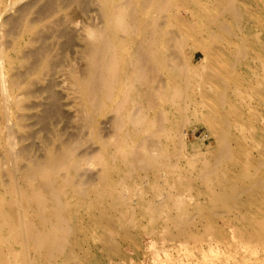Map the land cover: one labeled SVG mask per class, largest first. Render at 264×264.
Returning a JSON list of instances; mask_svg holds the SVG:
<instances>
[{
	"label": "bare ground",
	"instance_id": "1",
	"mask_svg": "<svg viewBox=\"0 0 264 264\" xmlns=\"http://www.w3.org/2000/svg\"><path fill=\"white\" fill-rule=\"evenodd\" d=\"M101 1L98 12L105 21L104 30L101 35L88 32V68L75 78L74 84L88 117L83 128L88 129L90 140H97V153L77 157L69 146H61L49 147L39 157L24 148L28 163L26 167L20 166L19 152L11 136L16 84H6L3 68L5 63L19 62L21 51L19 48L17 56H7L0 39V264H129L124 246H132L135 255H139L142 243H153L146 239L159 232L162 239L181 245L202 243L210 235L207 247L213 252L223 249L228 242L221 227L209 226L213 215L234 216L229 220L231 233L238 238L236 246L247 251L230 264L264 263L262 254L251 258L257 254L256 249L264 247L262 215H252V197H258L264 188V177L255 172L248 174L246 169H234L237 155L231 146V123L218 111L228 104L232 82L219 70L213 76H200L197 71L202 81L214 87L210 95L217 108L209 127L218 125L223 131L213 132L216 142L208 148L209 156L205 161L197 160L201 163L186 183L175 175L183 145L179 122L165 124L172 119V112L184 121L194 100L191 90L197 76L194 66L179 58L183 44L191 40L192 47L206 55L205 35L221 40L239 37L245 31L249 13L238 0H214L215 8L201 0ZM11 2L14 0H0V18ZM40 9L42 16L50 17L61 6L49 0ZM59 20L58 25L67 22ZM204 20L209 22L206 27L201 24ZM53 23L47 25L46 33L55 30ZM33 27L26 22L17 42ZM36 35L28 41L41 44L24 52L31 60L24 67L27 76L53 65L45 35ZM238 42L237 48L250 43L247 39ZM240 58L236 56L233 65ZM202 63L203 60L198 65ZM231 80L234 82L237 77ZM201 93L209 96L206 89ZM109 108L115 115L105 122H112L113 137H105L109 133L98 126L97 119ZM57 110L56 102H51L44 109L45 119ZM161 136L171 137L170 148L165 147ZM74 144L77 147V142ZM85 163L100 168L84 178L80 167ZM192 183L206 191L210 210L202 213L203 206L196 204L193 215L186 216L190 209L180 191ZM148 184L156 189L155 197L146 196ZM243 203L245 212L250 214L245 219L241 216ZM198 215L207 222L201 230L195 220ZM161 249L164 257L153 258L154 264H185L191 256H174L163 246Z\"/></svg>",
	"mask_w": 264,
	"mask_h": 264
},
{
	"label": "rangeland",
	"instance_id": "2",
	"mask_svg": "<svg viewBox=\"0 0 264 264\" xmlns=\"http://www.w3.org/2000/svg\"><path fill=\"white\" fill-rule=\"evenodd\" d=\"M47 1L49 0H14V2L9 3L0 18L1 34L5 33L2 36L0 34V37H2L0 39L5 46L6 55L17 56L16 50L20 48L21 51L19 52L20 61L11 64L5 63L3 71L6 74V80L8 79L6 84L11 81H15L16 84L13 91L17 95V105L13 109L15 124L11 136L15 149L19 152L20 166L22 167H26L28 163V158L23 152L24 148H28L30 153L39 157H42L49 147L69 146L77 157H79V154L85 156L86 153H97L99 150L97 140H90L88 129L83 128V124L86 125L88 122V117H86L84 111L83 98L77 90V86H75V78L83 74L82 72H85L88 68L89 60L85 50V44L90 40L88 32L93 31L101 35L102 30H104L105 21L98 12L103 5V1L52 0L55 5H60L61 9L56 10L50 17H44L38 9H42ZM201 1L208 2L206 5L209 8H215L216 2L214 0ZM238 3L250 15V19H248L249 15L245 19L246 28L243 34L227 40L226 38L221 40L215 39L216 36L209 37L205 35L203 38L207 44L205 47L206 55L201 50L193 48L191 40H187L179 53L180 60L194 66L196 72L197 80H194L195 86L191 90V97L194 100L191 101L188 107L189 110L184 121L181 117H177L176 112H172L171 121L168 120L165 124L172 122V120L179 122L178 131L183 145L179 149L181 155L176 161L175 175L185 183L187 179L194 177L195 166L201 163L202 159L205 161L209 156L208 148L216 142L214 133L223 131L218 125L213 129L209 127V124L215 120L213 116L217 108L216 102L212 101L213 98L210 95V93H214V87L212 83L202 81L197 75V71L200 76H213L219 70L225 78L232 82L230 83L231 94L228 104L224 108L219 107L218 111L220 114L227 116L231 123V146L237 155L233 167L235 170L246 169L248 174L255 172L264 177V0H238ZM23 7L25 9H22ZM59 19L67 21L63 22L67 24L66 27L63 23L58 25ZM26 22L31 23L34 27L18 43L20 33ZM51 23H53L55 30L52 34H48L45 29ZM201 24L202 27H206L209 22L204 20ZM12 29H14V32ZM65 30L68 31L66 33L71 30V35L70 33L66 34ZM39 33H43L46 37L44 43L48 45V58L51 59V65H53L39 70L36 74L27 76L24 67L31 60L25 56L24 52L41 44V41H28V39L35 38L36 34ZM68 37L71 40L68 41L70 39ZM221 37L219 36V38ZM241 39H247L250 43L237 48L235 42L239 43L238 40ZM237 50L240 52L239 56ZM236 56L238 58L242 57L238 60L237 65H233ZM201 60H203V63L198 65ZM38 76L41 78L38 79ZM234 77H237V80L233 82L231 78ZM205 89L208 90V97L203 96L201 93ZM53 101L56 102L58 110L45 119L44 109ZM114 115V110L109 108L97 118L98 126L109 133L105 137H113L114 135L110 134L113 133L112 122H105ZM41 116L42 118H40ZM181 133H183V136ZM159 139L165 143L166 148L168 146L170 148L172 145L169 136H161ZM76 142L77 147L74 144ZM199 159L201 161L197 162ZM173 161L175 160L173 159ZM99 168L97 165H87L85 163L80 167V175L86 178L88 175L95 174ZM145 190L147 197H155L156 189L153 186L148 184L145 186ZM180 197H183L190 209L186 216L193 215L194 211L192 210H194L196 204L203 206L202 213L210 210L207 208L206 191L197 183L189 184L181 190ZM252 200L255 202L252 207V215H262L261 219L264 221V188L259 191L258 197L254 196ZM245 208L246 205L243 203L241 216L244 219L250 215L245 212ZM232 217L234 216L213 215L211 221H208L209 226L221 227L223 232L225 231L228 242L223 249H216L212 252L207 247L210 235L202 243L187 242L181 245V243L175 241L162 239V232H159L146 239L153 243H148L149 245L146 241L142 243L139 255H135V249L132 246H124L125 257L128 259L129 264H154L153 258L161 260L164 257V252L161 249L163 246L172 252L174 256L191 254L185 264H221L220 262L230 264L241 253L247 254L245 248L242 249L236 246L238 238L232 235V227H230L229 221ZM195 220L199 223L198 228L200 230L207 225L206 220L201 218L200 215ZM185 247H188V250L184 249ZM235 249L238 251L235 252ZM256 251L257 254H252V259L257 258L258 253L262 254L261 257H264V247L256 249ZM219 259L224 261H219Z\"/></svg>",
	"mask_w": 264,
	"mask_h": 264
}]
</instances>
